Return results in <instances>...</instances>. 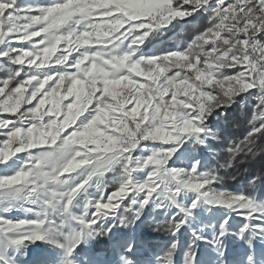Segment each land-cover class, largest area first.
<instances>
[{
	"label": "snow or ice",
	"instance_id": "snow-or-ice-1",
	"mask_svg": "<svg viewBox=\"0 0 264 264\" xmlns=\"http://www.w3.org/2000/svg\"><path fill=\"white\" fill-rule=\"evenodd\" d=\"M234 107L239 139L212 122ZM241 158L264 0H0V264H264V167L218 187Z\"/></svg>",
	"mask_w": 264,
	"mask_h": 264
},
{
	"label": "trees",
	"instance_id": "trees-1",
	"mask_svg": "<svg viewBox=\"0 0 264 264\" xmlns=\"http://www.w3.org/2000/svg\"><path fill=\"white\" fill-rule=\"evenodd\" d=\"M197 23L203 27L206 23V18H200ZM192 32V26L187 27H178L173 32L168 33L167 37L163 40V42L156 43L155 45L149 46L153 48L152 51L172 47L175 44L181 43L182 41L188 39V35ZM249 105L251 101H248ZM213 123H219L221 126H225V136L233 137V138H242L246 128H247V120L246 113L240 107H234L230 109L227 113V120L217 121L215 117L212 118ZM219 150V149H218ZM222 162V161H221ZM261 167H264V159H254L244 161L241 158L236 167L232 169H224L220 172L222 180L218 187L223 188L225 190L231 191H249L251 186L247 184V177L249 173L255 172L257 175L260 173ZM259 192H264V188H261L259 185L256 187V191L253 192V195H256ZM138 231L141 234L145 235L147 239H153L154 242L158 241L163 243L166 239V233L161 232L158 237H149L147 233L152 231V228L148 225L141 226Z\"/></svg>",
	"mask_w": 264,
	"mask_h": 264
},
{
	"label": "rangeland",
	"instance_id": "rangeland-1",
	"mask_svg": "<svg viewBox=\"0 0 264 264\" xmlns=\"http://www.w3.org/2000/svg\"><path fill=\"white\" fill-rule=\"evenodd\" d=\"M21 2H24V0H21ZM42 2H43V0H42ZM152 51L153 50V48L152 47H150L149 49H146V51Z\"/></svg>",
	"mask_w": 264,
	"mask_h": 264
}]
</instances>
